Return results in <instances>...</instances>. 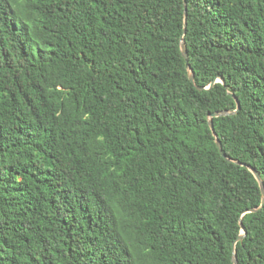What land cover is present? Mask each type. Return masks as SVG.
<instances>
[{"label":"trees","instance_id":"obj_1","mask_svg":"<svg viewBox=\"0 0 264 264\" xmlns=\"http://www.w3.org/2000/svg\"><path fill=\"white\" fill-rule=\"evenodd\" d=\"M183 3L0 0V264H264V0Z\"/></svg>","mask_w":264,"mask_h":264},{"label":"water","instance_id":"obj_2","mask_svg":"<svg viewBox=\"0 0 264 264\" xmlns=\"http://www.w3.org/2000/svg\"><path fill=\"white\" fill-rule=\"evenodd\" d=\"M183 29H182V35L180 36V43H179V46H180V52H181V55L182 57L184 58V60L187 62L188 60V57H187V50H186V45H185V42L183 41V34L185 32V29H186V3H185V0H183ZM188 79L190 80V82H194V74L193 72L191 71V69L188 68ZM216 81H220L222 84H224V80L221 76H218L216 79H213L209 84L208 86L206 87H199V86H196L195 87L199 90H204V89H209L212 87V85L214 84V82ZM231 96H233L235 102H236V108L232 111H229V110H217V111H214V112H211V113H208L207 114V122H208V125H209V128L214 136V139H215V144L218 148V151L219 153L224 156V153L222 152V147H221V144H220V140L218 139L215 131H214V128H213V123H212V118L213 117H218V116H226V115H230V114H233V113H236L238 110H239V103H238V100L236 99V97L232 94V93H229ZM227 160H230L227 158ZM237 164L239 165H242V166H247V168L251 171V173L253 174V176L255 177V179L257 180L258 184H259V188H260V193H261V201H260V204L256 207H252V208H249L246 210V212H253V211H256L258 209H260L262 207V205L264 204V183L259 175V173L255 170V168L245 164L244 162H240V161H236ZM241 225V233L234 239V241L232 242V247H233V253H232V261H233V264H238L237 263V259H236V255H235V252H234V246H235V243L237 241H241L243 236L245 235V229L242 225V223H240Z\"/></svg>","mask_w":264,"mask_h":264}]
</instances>
